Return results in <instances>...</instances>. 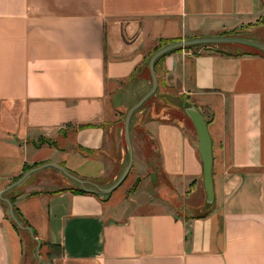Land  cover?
Wrapping results in <instances>:
<instances>
[{
	"label": "crops",
	"instance_id": "obj_1",
	"mask_svg": "<svg viewBox=\"0 0 264 264\" xmlns=\"http://www.w3.org/2000/svg\"><path fill=\"white\" fill-rule=\"evenodd\" d=\"M263 10L264 0H0V190L44 162L106 177L122 87L133 75L143 82L150 53L233 30L260 41L252 29ZM158 65L160 105L189 102L206 122L211 209L177 217L166 190L157 207L139 187L117 201L32 183L12 190L13 205L57 253L26 255L0 206V264H264V53L180 49ZM154 105L138 118L141 131L176 192L190 183L193 193L196 140Z\"/></svg>",
	"mask_w": 264,
	"mask_h": 264
},
{
	"label": "rangeland",
	"instance_id": "obj_2",
	"mask_svg": "<svg viewBox=\"0 0 264 264\" xmlns=\"http://www.w3.org/2000/svg\"><path fill=\"white\" fill-rule=\"evenodd\" d=\"M254 29H252L253 34L256 35L257 38L260 39V41H264V10L263 14L254 24ZM231 33H237V35L241 34H248L245 30H233L230 31ZM192 38V37H191ZM201 47V46H200ZM214 48V47H212ZM241 48V49H239ZM238 51V52H245L247 50L255 51V49L249 47V46H233V47H224L222 51ZM145 78V77H144ZM149 87V84L146 80V78L143 80V82H140L138 86L136 87H128L127 89L123 90L120 95V99L118 100L119 104L117 105L121 110V116L118 122V130L116 136L110 137L108 139L107 148L109 149V155H110V163L112 165L111 171L107 172V176L103 179L96 181L95 183L98 184L100 187H107L110 184L116 180V178L119 176L121 171L123 170L126 161H127V151L126 146L123 138V132H122V117L127 109V107L134 103L141 94L144 93L145 90H147ZM157 92L143 105H141L138 109H136L130 119L129 122V136H130V130L132 134V138H130L131 148H132V163L129 171L127 172L124 179L121 181V183L111 192L106 194H101L106 199H115L117 201L121 200L124 196H126V192L130 191L131 188L139 187L141 190V196L143 197V200H149L151 204L161 205V197H164V191L166 190L168 192V195L172 198H169V203L174 202L177 203L178 206L172 207L171 204H169L173 208V213L177 217H186L191 213L194 212H205L208 210L209 206L205 207V194L202 188V181L199 180V188L196 189L195 192L188 194L190 192L189 189H191V184L189 183L188 186H183V189L186 187L189 188L187 191L184 192L183 196H180L176 192V188L174 186V182L169 181L159 170L158 167V160L157 155L152 151V149L149 147V144L147 142V137L142 133L141 128L139 126V117L140 115L146 113L148 111L149 106L154 105V110L157 114L161 111L164 112L162 115L165 117L168 121H173L174 123L179 124L182 128H184L186 131H188L191 135L195 136L194 128L192 126L191 121L189 118L184 114L181 107H179L177 104H174V102L167 100L166 105H160L158 102V99L156 98ZM185 103L190 104L189 102L184 101ZM162 106V108H156L155 106ZM191 105V104H190ZM152 114V113H150ZM116 138V140H115ZM39 182H46L48 189H60L62 187H79V185L68 178L64 177L59 171L47 167L44 169H41L37 172H34L27 176L19 185L14 187L12 190H17L18 192L24 190L23 187L26 185H30L32 183H39ZM27 190V189H26ZM12 193L8 194V197H10ZM178 195L180 198L178 201L177 198L174 196ZM1 208L6 212V207L4 204H0ZM162 206V205H161ZM212 207V206H211ZM188 211H187V210ZM21 237L24 242V248L25 253L29 257L35 258V256H38L41 253H45L46 255H52L56 254L57 251L50 246L40 244L37 251L35 250V245L29 241L27 236L24 232L21 233Z\"/></svg>",
	"mask_w": 264,
	"mask_h": 264
},
{
	"label": "water",
	"instance_id": "obj_3",
	"mask_svg": "<svg viewBox=\"0 0 264 264\" xmlns=\"http://www.w3.org/2000/svg\"><path fill=\"white\" fill-rule=\"evenodd\" d=\"M206 44H238V45L249 46V47H252V48H255L257 50L264 52V42H261L255 38L239 36V35L197 36V37H192V38L175 40V41L168 42L164 45L159 46L157 49H155L154 51L150 53L147 59V70H148V74L150 77L149 89L142 96H140L132 105H130L125 110L124 115H123L122 131H123V138H124V142H125L126 150H127V161H126V164L123 170L121 171L119 176L116 178V180H114V182L110 184L109 186L103 188L93 182L81 179L69 173L64 167H62L59 164H55L52 162H44L39 165L33 166L25 170L17 179L11 181L2 190H0V200L5 203L7 207V215L9 219L13 222V224L17 228H22L19 221L15 218L13 214L11 203L9 202V200L4 198L2 194L5 191H8L11 188L20 184L30 174L37 172L41 169H44L47 167L53 168L59 171L64 177L77 183L79 186H84V185L92 186L94 192L106 194L114 190L124 179L132 163V148H131L130 137H129L130 116L134 110H136L149 96H151L154 93L156 86H157V81H156L155 73L153 70L154 60L157 57L163 55L164 53H167L177 48H184V47L197 46V45H206ZM177 105L182 108L184 114L189 118L194 128V132L196 136L197 152H198L199 160L201 163V181H202V188L205 194V207H207L213 201V189H212V181H211V147H210L209 136L206 130V124H205L203 117L201 116V114L198 112V110L194 106L187 104V103L181 104L179 102L177 103ZM26 230L28 231L30 238L35 240L36 242L35 250L37 251L39 247V241L35 239V237L32 235V233L30 232L28 228H26ZM38 260L39 258L37 259V261Z\"/></svg>",
	"mask_w": 264,
	"mask_h": 264
},
{
	"label": "trees",
	"instance_id": "obj_4",
	"mask_svg": "<svg viewBox=\"0 0 264 264\" xmlns=\"http://www.w3.org/2000/svg\"><path fill=\"white\" fill-rule=\"evenodd\" d=\"M231 35H237L236 33H234V34H231ZM239 36H244V35H239ZM245 37H248V36H245ZM173 41H175V40H173ZM169 42H172V41H169ZM166 43H168V42H164V43H161L159 46H161V45H164V44H166ZM158 46V47H159ZM214 47L215 48V50L217 51V52H221V53H225V52H227V54H237L238 52L237 51H233V52H229V51H222V49L224 48V47H227V48H229V47H233V46H244V45H238V44H206V45H197V46H189V47H184V48H177V49H174V50H172V51H176V50H180V49H190V48H198V47ZM157 47V48H158ZM157 48H155V49H157ZM252 48V47H251ZM154 49V50H155ZM253 49H255V48H253ZM153 50V51H154ZM255 50H257V49H255ZM258 51H260V50H258ZM169 52H171V51H169ZM260 52H263V51H260ZM168 53V52H167ZM167 53H164L163 55H165V54H167ZM264 53V52H263ZM163 55H161V56H159V57H157L155 60H154V62H153V70L155 71V69L157 68V66H159L158 64H159V61H160V59H161V57L163 56ZM147 59H148V57H147ZM145 69H146V72H147V76H146V80H147V82H148V84H149V87H150V77H149V74H148V70H147V60H146V67H145ZM156 77V76H155ZM156 81H157V78H156ZM139 83H140V81H139V79L135 76V75H133V76H131V78H130V80L128 81V83L127 84H125L123 87H122V91L123 90H125V89H127L128 87H131V86H133V87H136V86H138L139 85ZM149 87H148V89H149ZM156 88H157V86H156ZM147 89V90H148ZM147 90H145L144 91V93L147 91ZM121 91V92H122ZM155 92H156V89H155V91H154V93L151 95V96H149L141 105H143L146 101H148L154 94H155ZM143 93V94H144ZM143 94H141V96L143 95ZM179 101V103H181V104H183V103H185L184 101H180V100H178ZM172 102H174V104H177V102H175V101H172ZM133 104V103H132ZM132 104H130V105H132ZM188 104V103H187ZM129 105V106H130ZM140 105V106H141ZM128 106V107H129ZM139 106V107H140ZM127 107V108H128ZM138 107V108H139ZM137 108V109H138ZM135 111V110H134ZM133 111V112H134ZM133 114V113H132ZM132 114H131V116H132ZM124 115V114H123ZM131 116H130V119H131ZM122 120H123V117H122ZM129 122H130V120H129ZM205 124H206V122H205ZM77 128H79V126H77ZM123 132V131H122ZM126 146V145H125ZM127 151V150H126ZM60 165V164H59ZM62 166V165H61ZM31 167H33V166H25L24 168H23V170H22V173L25 171V170H27V169H29V168H31ZM63 167V166H62ZM68 171V170H67ZM69 172V171H68ZM21 173V174H22ZM69 173H71V172H69ZM20 174V175H21ZM71 174H73V173H71ZM19 175V176H20ZM74 175V174H73ZM19 176H17L16 178H14L13 180H15V179H17ZM12 180V181H13ZM88 181H90V182H93V183H95L96 181L94 180H88ZM97 181H99V180H97ZM96 184V183H95ZM19 185V184H18ZM98 185V184H97ZM16 187V186H15ZM14 188V187H13ZM13 188H11L10 190H8V191H5L3 194H2V196L4 197V198H6L7 200H9V202L11 203V206H12V210H13V214H14V216H15V218L19 221V223H20V225H21V227L22 228H17L14 224H13V222L9 219V217H8V215H7V207H6V205H5V203L4 202H2L1 200H0V204L2 203V204H4L5 205V207H6V212L3 210V212H4V215H5V217L6 218H8L10 221H11V225L14 227V229L21 235V233L22 232H24L25 233V235L27 236V238L29 239V241H31L34 245H36V242H35V240H33V239H31L30 238V236H29V233H28V231L26 230V228H28L29 230H30V232L32 233V235L34 236V232H33V230L29 227V225L23 220V218L20 216V213H19V211L17 210V208L13 205V200H14V197L11 195L10 197H8V194L9 193H12V189ZM104 188V187H103ZM73 191H81V192H92V193H95L96 195H98V196H102V195H100L98 192H94L93 191V187L92 186H90V185H84V186H79V187H77V189H74ZM103 197V196H102ZM104 198V197H103ZM212 204H213V202L211 203V204H209L208 206H209V208H208V210H206L205 212L203 211V212H201V213H199L200 215H204V214H206L210 209H211V206H212ZM207 206V207H208ZM206 207V208H207ZM38 241V240H37ZM41 243H39V245H40Z\"/></svg>",
	"mask_w": 264,
	"mask_h": 264
}]
</instances>
